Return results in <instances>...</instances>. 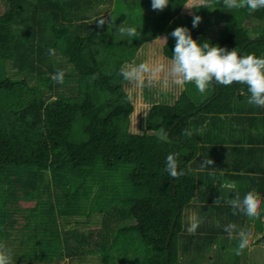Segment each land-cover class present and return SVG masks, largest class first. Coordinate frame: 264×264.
<instances>
[{"label": "trees", "instance_id": "trees-1", "mask_svg": "<svg viewBox=\"0 0 264 264\" xmlns=\"http://www.w3.org/2000/svg\"><path fill=\"white\" fill-rule=\"evenodd\" d=\"M117 2L127 6L121 25L140 29L135 41L119 39V28L89 22L113 0H0V244L11 250L12 264H180L193 248L203 254L213 243L230 244L222 234L229 219L250 231L255 221L254 243L264 247L261 217L233 215L224 202L233 194L220 188L234 182L241 198L255 191L264 204V176L247 167L239 143H227L212 126L224 115L246 117L247 85L213 81V94L199 104L185 93L174 105L154 103L143 130L132 132L133 105L120 74L124 61L153 39L167 36L163 51L171 58L178 26L201 43L264 57V8L230 10L213 0L215 9H189L200 0H169L148 16L143 11L152 0ZM195 15L202 17L197 27ZM57 69L65 70L63 84L51 79ZM193 123L210 135L203 146ZM161 130L166 139L158 137ZM200 149L212 166L197 168ZM169 153L180 154L179 179L165 171ZM17 176L21 196L34 201L21 211L10 182ZM189 209L199 221L191 234Z\"/></svg>", "mask_w": 264, "mask_h": 264}, {"label": "clouds", "instance_id": "clouds-1", "mask_svg": "<svg viewBox=\"0 0 264 264\" xmlns=\"http://www.w3.org/2000/svg\"><path fill=\"white\" fill-rule=\"evenodd\" d=\"M169 4V0H152V9L162 11ZM224 7L227 9H243L247 8L249 12H254L264 8V0H223ZM186 8H213V0H200V3ZM202 17L195 15L192 26L197 27ZM99 26L105 24L104 19L98 21ZM121 35L128 37H138L139 33L135 27L121 25L118 29ZM171 36L175 38V47L172 52L169 75L172 83L177 86H184L193 83L200 93H205L213 81L218 85L229 86L233 83L247 85L250 93L248 104L256 107H264V57H257L255 54L239 55L236 48L227 49L218 44H212L207 41L199 42L193 38L190 30L186 26L176 27ZM167 43V36L163 37ZM55 50L49 49V55H54ZM147 62L139 65L124 67L120 74L123 78L130 82L139 83L144 86L145 74L154 72ZM65 70L57 69L52 74L51 79L59 84H63L65 78ZM95 75L93 79H95ZM151 78L149 79V83ZM160 139H166L167 133L161 130L157 133ZM183 135L190 137L192 131L185 129ZM179 153H169L165 161V171L172 179H179L184 175L179 165ZM214 161L208 156L203 162V166H212ZM220 188L225 189L228 193L233 194L230 199L224 202L231 207L233 215L242 213L249 218H260L261 198L255 191L247 192L241 198L237 186L234 182H224ZM222 194L214 201L219 204ZM199 225V221L190 223L187 231L194 233ZM220 225H217L219 227ZM224 231L229 239L238 238V247L234 250L236 255H240L242 251L249 247L252 241V232L244 228H239L235 223H229L224 226ZM0 264H12L11 250L4 244H0Z\"/></svg>", "mask_w": 264, "mask_h": 264}, {"label": "rangeland", "instance_id": "rangeland-1", "mask_svg": "<svg viewBox=\"0 0 264 264\" xmlns=\"http://www.w3.org/2000/svg\"><path fill=\"white\" fill-rule=\"evenodd\" d=\"M2 1L3 3L7 4L8 0H2ZM98 8H102V10L92 15V17L89 20L90 23L98 24V21L100 19H104L105 24L103 26L106 25L112 26L113 30L119 28L122 23H125L124 16L127 11V6L123 5L122 3L120 4L119 2H117V0H113V3L111 5L99 6ZM143 12L148 16H152L162 11L153 10L152 6L149 5L144 9ZM184 12L179 14L181 15L180 18H184V19L186 18L183 15ZM221 13L222 12H218V14ZM250 23L256 26L255 27L256 30H259L263 25V23H260L259 20L254 18L251 19ZM257 27L260 28L257 29ZM262 29L263 28H261L260 30L262 31ZM139 31L140 29H137V32ZM211 33H213V31ZM118 38L119 39L124 38L126 42L135 41L136 39V37L128 38L126 35H121V34L118 36ZM163 43L164 40L162 39V37L142 43L134 52V55L130 59H126L123 65H121L120 67L122 69L124 67L135 66V65H139L140 63L147 62L153 69H156V71L154 72L145 74L144 86H141L139 83L130 82L125 79L123 80V84H122L123 90H125V92L128 94L129 100L133 105V113H131L130 116V131L132 132H141L143 130L148 111L150 110L151 106L154 103L158 104L160 102L169 105H174L175 102L179 99V97L183 93H185L193 101H195V103L199 104L201 103V101L206 100L213 94V90L209 88L206 90L205 93H200L193 83H189L184 86H177L174 83H172V78L169 75L171 58L165 56L163 51L164 50ZM150 78H151V82L149 83ZM143 117L145 118L144 122L142 121ZM227 125L228 123H226V127ZM192 129H194L198 134V137L197 138L195 137L197 145L203 146V144H205V142L208 139H210L209 138L210 135H206L205 132L201 130L200 126L195 125L193 123ZM205 129L207 130L206 127ZM212 136L213 134H211V138L215 137ZM243 167H245L244 164L243 166L240 167V169H242ZM197 168L203 169V166L197 165ZM30 174H31L30 171L25 172L26 176ZM25 175H24V182L26 186V183L28 182V177H25ZM10 182L13 183V185L16 188L15 194L19 195V198L16 202L17 211L20 209L23 210L27 207H31L34 204V201H30L28 199H25L23 196H21L23 195V190H22L23 181L20 179V176L14 177L12 180H10ZM189 212H191L192 216H189L185 220L187 222L193 223L196 220V217L193 214H196L197 211L194 209H189ZM260 213H261V218H260L261 224L264 226V204L262 202L260 206ZM229 223L231 222L228 219L227 224ZM16 226H19V223L14 224V226L9 225L8 229L10 231H14ZM184 226L186 227V225ZM253 227H255V221ZM96 228H92V229L95 231ZM254 230L256 229L252 228L251 230L252 241L250 246L245 248L247 251L246 254H244L245 249L242 251L240 255H236L235 253H230L231 250L232 252H235L234 250L238 247V238H233L230 240L229 242L230 244H225V247H222L224 244L213 243L212 245H210L207 251H205L204 249L205 252L203 251L204 252L203 254L197 253L195 251L196 248H193L191 251L192 258L188 259L182 257L180 260V264H264V247L258 245L257 243H254V241L258 238L257 237L258 235L255 236L257 232H254ZM222 234L227 235L226 232ZM94 235L96 234L94 233ZM92 239L95 238L92 237ZM191 245L192 247L198 246L196 241H193ZM185 253L190 255L188 252ZM200 256L204 258L201 259L197 258Z\"/></svg>", "mask_w": 264, "mask_h": 264}, {"label": "crops", "instance_id": "crops-1", "mask_svg": "<svg viewBox=\"0 0 264 264\" xmlns=\"http://www.w3.org/2000/svg\"><path fill=\"white\" fill-rule=\"evenodd\" d=\"M158 104H160V102ZM245 104L246 107H244V116L246 117H237V119H235L233 116L236 114H232L230 116L224 115L222 116L223 119H217L218 122H212V126L216 130L219 128L220 130L218 132L221 131L222 134H225L228 137V139L226 138L227 143L235 141L239 143L240 146H242V149L238 153L245 160H247V167H250L259 176H264V107H256L254 105L248 104V102H245ZM144 120L145 118L143 117L142 121L144 122ZM226 123H228L227 127ZM229 138H233L234 141H230L231 139ZM198 154L200 157L195 163L199 165H202V162L208 158V156L210 157L207 152H203L201 149L199 150ZM219 165L221 166V164ZM222 166H224V163H222ZM242 170L244 169H241V171ZM245 171H247V169ZM194 215L197 218V215ZM202 224L205 225L204 222H202ZM252 228L255 229V227ZM261 228L264 230V226L262 224ZM262 229L258 232L262 233ZM254 232H257V230H254Z\"/></svg>", "mask_w": 264, "mask_h": 264}]
</instances>
